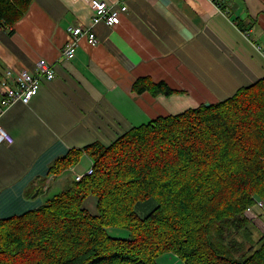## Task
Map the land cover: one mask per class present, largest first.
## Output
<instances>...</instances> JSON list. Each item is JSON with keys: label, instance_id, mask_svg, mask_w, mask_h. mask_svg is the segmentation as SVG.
Here are the masks:
<instances>
[{"label": "crops", "instance_id": "obj_1", "mask_svg": "<svg viewBox=\"0 0 264 264\" xmlns=\"http://www.w3.org/2000/svg\"><path fill=\"white\" fill-rule=\"evenodd\" d=\"M101 1L128 10L115 27L95 26L99 44L81 39L70 60L63 56L66 28L91 25L88 0H33L14 27L0 26L3 73L34 72L41 59L56 72L30 104L18 101L1 118L15 142L0 147V219L38 209L85 175L92 166L86 153L76 166L50 173L70 150L111 144L133 127L216 103L264 78V0ZM146 77L179 92H135ZM255 211L264 235V208ZM157 264L185 263L167 253Z\"/></svg>", "mask_w": 264, "mask_h": 264}, {"label": "trees", "instance_id": "obj_2", "mask_svg": "<svg viewBox=\"0 0 264 264\" xmlns=\"http://www.w3.org/2000/svg\"><path fill=\"white\" fill-rule=\"evenodd\" d=\"M32 1L0 0V26L14 27ZM4 76L0 68V82ZM133 90L179 92L149 77ZM84 153L92 174L38 209L0 219V264H157L167 253L185 264H264V235L246 215L264 202V78L111 144L72 149L50 173ZM92 196L96 213L85 207ZM148 199L157 205L141 217L137 205ZM110 227L130 236H111Z\"/></svg>", "mask_w": 264, "mask_h": 264}, {"label": "built area", "instance_id": "obj_3", "mask_svg": "<svg viewBox=\"0 0 264 264\" xmlns=\"http://www.w3.org/2000/svg\"><path fill=\"white\" fill-rule=\"evenodd\" d=\"M88 2L93 11L91 25L77 23L66 28L67 44L63 50V56L66 59L74 58L81 39H86L90 46H97L99 40L93 28L102 22L109 27L119 25L122 13L128 10L126 5H120L118 2L113 6L101 0H88ZM55 77L54 64L45 59H41L36 63L34 72L25 69L6 71L0 82V147L3 145L10 146L15 142L14 137L1 124V118L7 110L18 101L25 105L30 104L32 99L39 94L42 80L50 81ZM92 173L93 168L91 167L86 174ZM85 175L77 176L76 180L80 181ZM258 207L264 208V203L262 201L258 202ZM247 215L253 218L254 221H258V217L253 213V208H247Z\"/></svg>", "mask_w": 264, "mask_h": 264}, {"label": "rangeland", "instance_id": "obj_4", "mask_svg": "<svg viewBox=\"0 0 264 264\" xmlns=\"http://www.w3.org/2000/svg\"><path fill=\"white\" fill-rule=\"evenodd\" d=\"M66 44H67V42H66ZM207 104H210V103H207ZM55 176H58V175H55ZM61 193H59V194H61ZM156 205H157V202L154 199L145 200L143 202H140L137 205V212L141 217H145L152 209H154L156 207ZM85 207L88 208V210H90L92 213H96V211H97L96 210V198L93 196L90 197V199H88L85 202ZM251 208H253V213L258 217V213L255 211V207H251ZM246 215H247V210H246ZM248 218L251 219L253 221V223L256 224V222L254 221L253 218H251V217H248ZM108 232L111 236L118 237V238H128L130 236L129 230H127L125 228H120V227H110V228H108Z\"/></svg>", "mask_w": 264, "mask_h": 264}]
</instances>
